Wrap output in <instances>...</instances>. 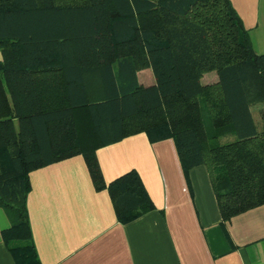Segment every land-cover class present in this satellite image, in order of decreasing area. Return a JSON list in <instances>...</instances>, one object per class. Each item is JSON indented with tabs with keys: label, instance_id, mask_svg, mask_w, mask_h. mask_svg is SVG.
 I'll list each match as a JSON object with an SVG mask.
<instances>
[{
	"label": "trees",
	"instance_id": "16d2710c",
	"mask_svg": "<svg viewBox=\"0 0 264 264\" xmlns=\"http://www.w3.org/2000/svg\"><path fill=\"white\" fill-rule=\"evenodd\" d=\"M208 71L217 81L200 84ZM139 132L171 138L184 174L206 168L220 224L264 204V53L228 0H0V237L14 264H39L36 168L80 155L119 223L154 209L135 170L105 183L94 153Z\"/></svg>",
	"mask_w": 264,
	"mask_h": 264
},
{
	"label": "crops",
	"instance_id": "0c3cea01",
	"mask_svg": "<svg viewBox=\"0 0 264 264\" xmlns=\"http://www.w3.org/2000/svg\"><path fill=\"white\" fill-rule=\"evenodd\" d=\"M228 1L252 50L264 53V0ZM136 80L153 84L150 69L138 70ZM216 81L215 71L199 78ZM257 107L250 106L255 120ZM94 153L105 183L135 170L154 209L119 223L80 155L31 170L26 210L39 264H264V204L220 224L206 168L184 174L171 138L149 142L139 132ZM6 226L0 210V230ZM0 264H14L1 237Z\"/></svg>",
	"mask_w": 264,
	"mask_h": 264
},
{
	"label": "rangeland",
	"instance_id": "374dc122",
	"mask_svg": "<svg viewBox=\"0 0 264 264\" xmlns=\"http://www.w3.org/2000/svg\"><path fill=\"white\" fill-rule=\"evenodd\" d=\"M255 105V104H254ZM258 105H262V104H260V103H258ZM258 108L259 107H257L256 109H255V111H256V113L254 112V115H255V118H256V120L258 119ZM225 139H221V141L223 142Z\"/></svg>",
	"mask_w": 264,
	"mask_h": 264
}]
</instances>
